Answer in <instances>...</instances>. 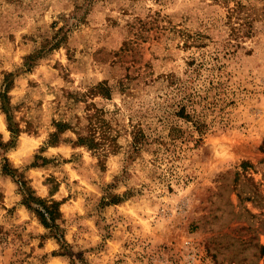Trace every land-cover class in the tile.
Segmentation results:
<instances>
[{
  "label": "rangeland",
  "instance_id": "1",
  "mask_svg": "<svg viewBox=\"0 0 264 264\" xmlns=\"http://www.w3.org/2000/svg\"><path fill=\"white\" fill-rule=\"evenodd\" d=\"M9 74L21 135L0 149V264H264V0H0L4 142ZM186 85L207 98L202 142L134 151L136 126L188 129L174 116ZM93 124L97 149L78 143ZM10 154L60 202L59 237L2 172Z\"/></svg>",
  "mask_w": 264,
  "mask_h": 264
},
{
  "label": "trees",
  "instance_id": "2",
  "mask_svg": "<svg viewBox=\"0 0 264 264\" xmlns=\"http://www.w3.org/2000/svg\"><path fill=\"white\" fill-rule=\"evenodd\" d=\"M60 42L61 40H58L54 46H58ZM39 55L40 54H38V56ZM33 57H35V55H32L29 59H33ZM10 74L7 75L5 79V86L1 93L2 107L7 113L8 125L12 133L11 139L8 142H4L0 137V149H4V154L17 146L21 135V128H19L17 122H15L14 116L12 115L13 105L11 103L10 96L8 95L9 89L13 83V80H10ZM100 85H104V83H101ZM206 99V96H202L199 91H190L189 86L186 85L184 88V95L181 99H175L176 108L174 110V116H176L178 120H183L188 123V129H184L174 122H171L168 126L167 133H163L160 129H158L154 135H149L142 127L136 126L137 128L135 129L133 136L134 151L140 152L145 144L151 142V139L158 141L160 144H169L168 146L170 148L174 147L181 149L187 148V146H190V143H194L196 145L201 143L204 139V134L209 128V123L207 121L208 104L205 101ZM200 105L201 108L199 107ZM69 125L70 124L67 122H59L57 124L59 131L69 128ZM98 127L99 126L97 124H93L92 133L89 136H79L78 143L88 145L90 148L95 149L103 145V142L99 141V138L97 137ZM57 137V132L53 133V139L50 140L49 145H56L59 142ZM3 158L4 162L2 172L4 174L12 175L20 184L23 193L22 204L28 206L29 208H33L40 215L42 223L49 229L51 235L53 237L58 236L54 228L60 227L57 223L58 219L61 218L60 202L38 196L33 187L29 184L28 180L21 175L19 169L10 164L8 157L4 156ZM60 236L61 240L64 241L62 244L63 248L68 249L69 244L65 242V235L61 234ZM61 254L69 255L70 253L67 251L66 253ZM73 263H75L74 259Z\"/></svg>",
  "mask_w": 264,
  "mask_h": 264
},
{
  "label": "clouds",
  "instance_id": "3",
  "mask_svg": "<svg viewBox=\"0 0 264 264\" xmlns=\"http://www.w3.org/2000/svg\"><path fill=\"white\" fill-rule=\"evenodd\" d=\"M149 3H152V0H149ZM3 120V117H0V121ZM4 130V127H3V124L0 123V131H3ZM9 135L6 134L5 137H4V140L5 142H7V140L9 139ZM44 143V138L42 137L40 140L36 141L33 145V148L34 149H39V147L41 146V144ZM60 150L57 149V148H50L47 152H44L43 155L45 157H48L50 155H53V154H56L57 152H59ZM10 159L12 161H15V164L14 166L15 167H20V165L22 163H27V162H30V161H16V156L14 154H10ZM109 167L111 169V172L109 173V175L105 178V182L106 183H111L113 181V176L114 175H118V172L116 171V168H115V165H112L111 163L109 164ZM76 179L79 181L81 179V177H76ZM64 185L71 189V191L78 197H81V196H84V192L82 190H78L77 186L75 185H72L71 184V181L70 179H65L64 180ZM62 193H64L65 189L62 188ZM123 191V189H118L116 191L113 192L114 195H118L120 194V192ZM92 194H95V189L92 190ZM90 197H84V200L80 202V207L77 209V216H85L86 215V212H87V199H89ZM58 247V246H57Z\"/></svg>",
  "mask_w": 264,
  "mask_h": 264
},
{
  "label": "bare ground",
  "instance_id": "4",
  "mask_svg": "<svg viewBox=\"0 0 264 264\" xmlns=\"http://www.w3.org/2000/svg\"><path fill=\"white\" fill-rule=\"evenodd\" d=\"M3 123V122H2ZM4 125V124H3Z\"/></svg>",
  "mask_w": 264,
  "mask_h": 264
}]
</instances>
